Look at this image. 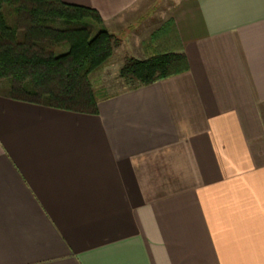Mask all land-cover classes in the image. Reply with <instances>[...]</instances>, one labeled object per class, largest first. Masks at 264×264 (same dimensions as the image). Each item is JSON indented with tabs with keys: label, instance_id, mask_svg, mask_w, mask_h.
<instances>
[{
	"label": "crops",
	"instance_id": "1",
	"mask_svg": "<svg viewBox=\"0 0 264 264\" xmlns=\"http://www.w3.org/2000/svg\"><path fill=\"white\" fill-rule=\"evenodd\" d=\"M60 1L187 70L96 114L0 90V264H264V0Z\"/></svg>",
	"mask_w": 264,
	"mask_h": 264
},
{
	"label": "trees",
	"instance_id": "2",
	"mask_svg": "<svg viewBox=\"0 0 264 264\" xmlns=\"http://www.w3.org/2000/svg\"><path fill=\"white\" fill-rule=\"evenodd\" d=\"M12 11L25 20L22 41L17 39V26L7 20ZM59 21L64 27L57 26ZM101 23L94 9L60 0H0V81L9 83V97L96 114L99 97L90 75L120 43ZM63 44V51L51 48ZM186 70L184 54L163 51L146 59L127 57L119 77L147 85Z\"/></svg>",
	"mask_w": 264,
	"mask_h": 264
},
{
	"label": "rangeland",
	"instance_id": "3",
	"mask_svg": "<svg viewBox=\"0 0 264 264\" xmlns=\"http://www.w3.org/2000/svg\"><path fill=\"white\" fill-rule=\"evenodd\" d=\"M167 0L166 5H160V11L163 9L167 12L168 16V8L170 7ZM158 5V4H157ZM155 6V8L157 7ZM12 15V16H11ZM7 17V20L11 26H17V39L19 41L23 40L24 37V25L25 20H23L22 16L19 14H15V12L12 11V14ZM57 26L59 28L64 27L62 22L59 21ZM100 27L103 28V24L101 23ZM167 28L170 27V23L167 20ZM164 29V28H163ZM161 29V30H163ZM156 34V32H155ZM152 36V35H151ZM157 36V35H155ZM168 36V35H167ZM120 39V43L114 47L112 51V55L109 58V60L101 66L99 69H97L94 73L90 75V83L93 90L98 94V97H107L109 95H113L114 93H117L123 89L129 88L133 85L131 81H128L126 79H123L119 77V69L121 68L122 64L124 63V60L129 57V52L126 50V47L124 44L121 45L122 35L116 36ZM153 37V36H152ZM151 37V40H152ZM169 38V37H168ZM154 39V38H153ZM155 40V39H154ZM152 42V41H151ZM53 48V51L60 52L65 50V45H57L51 47ZM0 90L6 91L8 93L9 91V83L7 81H0Z\"/></svg>",
	"mask_w": 264,
	"mask_h": 264
}]
</instances>
